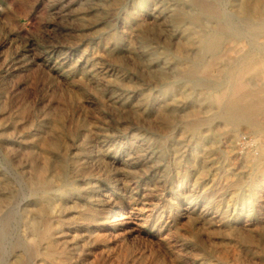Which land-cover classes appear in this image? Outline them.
<instances>
[{"label": "rangeland", "instance_id": "374dc122", "mask_svg": "<svg viewBox=\"0 0 264 264\" xmlns=\"http://www.w3.org/2000/svg\"><path fill=\"white\" fill-rule=\"evenodd\" d=\"M178 1L0 0V264H13L27 247L20 211L30 194L23 175L31 165L24 147L45 135L58 148L45 153L48 161L38 150L31 157L48 165L56 205L47 218H69L76 210L61 206L56 189L64 183L76 186V198L85 204L117 182L118 194L135 208L136 222L123 241H88L95 229L88 220L66 225L74 262L264 264V159L252 163L264 139L253 142L248 131L229 149L231 128L215 132L218 123L208 114L200 115L203 130L187 129L193 119L187 112L204 103L210 83L180 69L202 54L198 44L187 48L186 57L176 52L196 14L192 0ZM221 6V12L230 7L227 0ZM241 43L250 48L247 37ZM158 109L163 118H155ZM163 119L169 130L159 132ZM73 163L85 171L74 178ZM28 258V264L41 261Z\"/></svg>", "mask_w": 264, "mask_h": 264}, {"label": "bare ground", "instance_id": "6f19581e", "mask_svg": "<svg viewBox=\"0 0 264 264\" xmlns=\"http://www.w3.org/2000/svg\"><path fill=\"white\" fill-rule=\"evenodd\" d=\"M179 1H181V0H179ZM227 1H228V4L230 5V7L227 10H223V12H221V10L219 11V8L222 7L221 3L223 2V0H214L212 3L211 2L210 3H204V1L202 2L199 0H192L193 4L196 6V8H195L196 14L193 17V26H191L188 34L184 37V39H183L184 42L177 44L176 52L180 57H184V56L186 57L187 53H188L187 48H189L191 45L198 44L199 50L202 54L201 57L199 58V60L193 64H190L189 62L182 63L180 65V69L186 75L191 76V79L193 78L196 80H205V81L210 83V91L204 93V97H203L204 103L199 104L198 106H193L187 112L189 117L192 116V118H193L189 122V124L187 125V129H194V131L196 129L203 130V129H201V126H202L201 123H203L204 121H203V117L200 115L201 114H208L206 116V118H208V120H211L214 123H216V122L218 123L217 126L215 125L216 126L215 132H220L225 127L231 128L232 132H230L231 133L230 143L228 145L229 149H231V148H234L233 147L234 142L237 139H239L240 137L246 135L248 131H251L253 133V136L251 137L252 138L251 140H253V142H257L259 140L264 139V0H227ZM175 12H177V11L175 10ZM205 16H207V17L205 18ZM210 17H212L213 19L215 18V21H213V20H211V22L208 21ZM202 26H206L207 30H203ZM184 27H187V25ZM244 37L248 38L250 48H245L244 45H242L241 39ZM228 40H232L234 45L228 44V42H227ZM167 51L169 52V50H167ZM213 67L217 68L216 73L214 70H213L214 72L212 71ZM177 77H179V76H177ZM182 77H184V76H182ZM186 78H187V76H186ZM172 84H174V83H172ZM200 87H202V86H200ZM189 88H190V86H189ZM201 90H202V88H201ZM192 92H191V94H192ZM167 101L168 100H166V102ZM159 110L160 109H158V111L156 112L155 118L162 117L161 110L160 111ZM139 115H141V114H139ZM163 120H165V121H161L160 125H158V124L156 125V129L159 132H166L167 130H169V122L167 121V119H163ZM30 124H32V123H30ZM56 127H58V125H56ZM174 129H175V127H174ZM207 130H209V128ZM49 133H51V131ZM38 134H39V132H38ZM192 135H194V133ZM45 136H43V137L39 136L38 144L31 142L30 145H26L24 147L25 153L27 155L26 161H29V163L31 165V171L28 172L27 171L28 168H27L26 169V172H28L27 175H25V174L23 175L24 180L26 181V183L29 186L30 194L24 196L25 201H26V205L20 211L22 222L25 226L23 233L25 235L24 236L25 237L24 242H25V245L27 247L23 248L21 253H18L15 255V258L13 260V264H28V262H30V261H28L29 260L28 255H35L37 257H40L41 261L38 264H49V263L72 264V262H74L73 260L75 259L74 255H73V249L68 247L67 242L65 240L66 237L64 238L66 229L68 227H70V226L67 227L66 225H68L71 221L80 222L81 220H88L94 225L95 229L92 227V229H94V230L88 232V234H87L88 235L87 236L88 241H90L92 243L97 242V241L98 242L99 241L104 242L106 239H108L109 236L122 240L125 238V234H128V232L132 229L130 227V225L136 222L135 221L136 216L134 214L135 208L129 206V202H126L118 194L119 189H116V187L118 186L117 182L112 183V185L110 184L111 188H110L109 193H106L103 195H101V194L98 195L95 192L96 194L91 196V197H94L92 202L85 203V204L81 203L76 198V196L78 195V188L76 186H73L70 183L59 184L58 189H56V191H57V196L63 200L61 203V206L65 209L75 208L76 210H75L74 214L69 218H65L64 217L65 215H61V214H58V215H56V217H53V218H47L48 214L54 213V211H55L54 206L56 204H54V206L51 204L50 192H51L52 188L50 186H47V182H46L47 178L50 175L46 171L47 170L46 168L48 165L46 166L47 162H45V161L50 160L49 159L50 157L47 158L48 156L46 157L47 154H45V153L48 152L49 150H53V149L58 148V143L56 140L51 139L48 136H46V137ZM160 137H162V136H160ZM30 138L31 137H29V139ZM33 138H34V135H33ZM154 138H156V136ZM164 138H165V136H164ZM180 138H183V137H180ZM261 144H262V142H261ZM261 144H256L257 148H259L260 153H259V156H255L252 159L253 165H257V166L261 165V163L264 159V147ZM179 145H181V144H179ZM8 147H9V145H8ZM253 147H254V145H253ZM10 148H11V146H10ZM241 148H240V150H241ZM24 150H23V153H24ZM35 150H38L40 153L45 154V155L42 154V156H43L42 160H44V158H45V161L42 162V165L36 164L34 162L33 158L31 157V156H33L32 154ZM25 153H24V155H25ZM85 155H87V154H85ZM136 157H134V158H136ZM139 157H140V155H139ZM23 159H24V156H23ZM101 159H103V157H101ZM17 160H18V158H17ZM65 160L66 159L63 157L60 160L56 161V163H58V165H62L63 161H65ZM37 161H39V160H37ZM91 161H93V160H91ZM228 161H229V159H228ZM94 164H95V162H94ZM66 165H67V163H66ZM17 166H18V164H17ZM20 167H22V166H20ZM62 169H63V166H62ZM20 170H22V169H20ZM29 170H30V168H29ZM87 170H88V168H87ZM73 172H74L73 173V178H74V176H77V175H79L85 171H83V169L80 168L77 164L73 163ZM92 172H94V171L92 170ZM200 172H202V171H200ZM97 173H99V172L97 171ZM94 174H91V175H94ZM82 176H85V173ZM51 178H52V176H51ZM71 178H72V176H71ZM122 179H124V178H122ZM1 181L2 180H0V182ZM63 182H64V180H63ZM17 185H19V184H17ZM104 193H105V191H104ZM4 194H5V192H4ZM38 196H40L41 200H43L45 202V204H42L43 202L40 200V198H38ZM2 201L3 200H1V202ZM58 202H56V203H58ZM57 205H59V203ZM4 206H6V205H4ZM21 207H19V208H21ZM7 208H9V207H7ZM8 211H10V210H8ZM58 211H60V210H58ZM36 215L41 217V219L37 220ZM242 216H244V215H242ZM48 217H50V216H48ZM52 219H54V220H52ZM53 222H54V224H53ZM0 223H2V222H0ZM81 223H82V221H81ZM16 224L17 223H15V225ZM19 225H20V223H19ZM110 226H112V227L109 228ZM145 226H146V224H145ZM2 233H3V229L1 228V224H0L1 237L3 235ZM69 233L70 232H68V234ZM20 234H21V232H20ZM127 237H129V236H127ZM134 239H136V238H134ZM67 241H68V239H67ZM8 246L10 247V244ZM108 246H110V245H108ZM157 246H159V244ZM27 248H29L28 252H27ZM15 249L16 248H14V250ZM75 250H77V249H75ZM98 250H97V252H98ZM106 250H109V249H106ZM6 256L7 255H5V257ZM11 257H14V256H11ZM91 257L92 256H90V258ZM233 259H232V261L234 262ZM83 260L84 259H82L81 261H83ZM100 260H99V262H100ZM87 261H88V259H87ZM95 261L97 262V260H95ZM74 264H79V262L78 263L74 262ZM80 264H86V263L84 261Z\"/></svg>", "mask_w": 264, "mask_h": 264}]
</instances>
